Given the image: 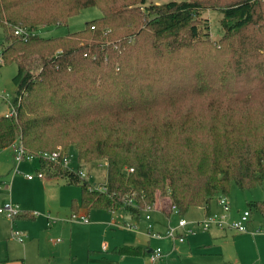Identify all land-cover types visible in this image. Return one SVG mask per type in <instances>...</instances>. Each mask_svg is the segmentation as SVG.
<instances>
[{
	"label": "trees",
	"instance_id": "obj_1",
	"mask_svg": "<svg viewBox=\"0 0 264 264\" xmlns=\"http://www.w3.org/2000/svg\"><path fill=\"white\" fill-rule=\"evenodd\" d=\"M89 6L101 15L83 28L36 33ZM214 6L222 12L217 41L205 31L198 0H0V66L16 65L15 97L21 94L16 116L0 115V150L16 140L27 153L72 145L79 166L105 160L101 188L59 167L49 173L79 185L71 213L119 210L138 220L164 196L157 209L171 220L198 207L209 214L231 182L261 184L264 0ZM247 204L264 215V200Z\"/></svg>",
	"mask_w": 264,
	"mask_h": 264
},
{
	"label": "rangeland",
	"instance_id": "obj_2",
	"mask_svg": "<svg viewBox=\"0 0 264 264\" xmlns=\"http://www.w3.org/2000/svg\"><path fill=\"white\" fill-rule=\"evenodd\" d=\"M165 1L168 0H146V4H160ZM198 1L203 4L200 15L207 25L205 31L212 41H217L223 32L220 25L222 12L214 6L219 0ZM100 15L101 12L96 6H89L69 17L66 23L40 26L36 33L43 37L64 35L83 28L85 22ZM1 45L3 31L0 28ZM16 71L17 67L13 63L0 66V95L7 94L10 99L14 98L16 85L12 77ZM7 111V104L0 96V113ZM67 150L71 155L69 166L74 169L77 167L76 150L72 145ZM105 164L103 159L82 163L80 167L86 173L84 179L94 186L101 187L106 177ZM15 165L13 148L1 149L0 202L11 201L27 214L15 219L16 229L23 232L25 246L23 250L22 244L11 239L7 233L0 237V251L7 247L11 256L25 257V264H125L117 259L120 255L115 254L113 249L120 245L143 246L148 239L145 235L143 211L138 220H132L128 214H123L124 212L119 210L110 212L91 209L88 214L90 220L87 223L66 222L64 219L71 213V200L80 196L79 185L69 182L65 176H45L29 180L25 174L35 172L36 161L25 159L20 161L17 165L18 172L13 173ZM224 196L229 202V210L225 216V222L229 223L244 209L249 208L247 204L249 201L264 200V181L250 188H240L235 182H231L227 196ZM217 197L211 200L209 213L219 216L224 211ZM165 200L164 196H157L153 209L160 208ZM153 209L150 212V220L154 222ZM79 212H82L81 209ZM251 212L253 220L261 222L264 226V216L254 209ZM45 213L57 217L58 221L47 225ZM202 214L203 209L195 212L190 210L184 217L195 222ZM174 217L176 221L177 216ZM0 218L7 219L2 214ZM129 222L136 224V228L132 230L123 226ZM191 226L194 228L193 232L185 235L184 243H175V248L169 239L165 241L149 238L148 247L152 249L159 246L163 254H167L157 264H241L237 262L240 258H237L236 252L244 251L250 257L257 256L256 248L262 251L261 246H264L262 244L264 236L252 238L246 233L237 232L226 226L215 228L212 225L208 230L201 229L196 223ZM57 238L59 240L55 241ZM102 245H105L106 249L102 250ZM143 260L137 264H150L148 257L145 256Z\"/></svg>",
	"mask_w": 264,
	"mask_h": 264
},
{
	"label": "built area",
	"instance_id": "obj_3",
	"mask_svg": "<svg viewBox=\"0 0 264 264\" xmlns=\"http://www.w3.org/2000/svg\"><path fill=\"white\" fill-rule=\"evenodd\" d=\"M15 34H22L26 35L27 33L19 28L14 30ZM1 61V56H0ZM3 101L7 104L8 111L4 113L3 115L8 117H15L16 116V105L19 103L21 94L18 96H14L16 98L14 102V98L10 99V97L5 95H0ZM13 154L14 159L16 161V165L14 169L12 170L13 173L18 172L17 165L22 160H36L40 163L39 168L35 170L34 173H26L25 177L27 179H33L36 178H44L45 176L51 177V173L54 171V167H59L61 169H65L67 171L73 172L77 174L78 176L84 178L86 176V173L81 169V167L77 163L76 168H71L69 166L71 155L68 153V150L63 149L61 146H56L55 149L51 151H39L36 153H27L23 150L21 143L19 140H16L13 144ZM48 169L45 170L43 168ZM129 170H132L131 168ZM50 173V174H49ZM91 184V183H90ZM92 185V184H91ZM95 188H101L92 185ZM218 203L222 206L224 213L217 215L212 214H205L202 218L197 219L195 222L189 221L184 216H178L177 220L174 224H168L167 227L163 232H158L154 229V223L150 220V212L152 211L153 207H145L143 210L144 213V220H145V235L149 238H167L170 239L172 243H178L183 242L185 239V235L190 234L193 232L194 228L191 226L193 223H196L198 227H200L203 230H208L210 226H215L217 228H223L226 226L227 228H231L237 232L243 233L247 232V225L251 218V210L250 208L244 209L241 213L238 214L236 218H234L229 223L225 222V216L226 212L229 210V202L227 200V197L224 195H219L217 197ZM130 203V201H128ZM133 206V204H131ZM155 209V208H154ZM153 209V210H154ZM172 214L177 215V208L175 205L171 206ZM23 213L18 207L17 204L12 203L11 201H5L2 204H0V214L8 218L9 220H13V217ZM34 214V213H32ZM44 218L46 219L47 225H52L53 223H56L58 221V218L55 216H52L49 213L44 214ZM66 222L71 223L72 221H77L79 223H87L89 221V218L85 212H72L70 213L69 217L64 219ZM119 225V224H116ZM127 229H135L136 224L134 223H127L125 225ZM263 231L260 228L255 229L252 233H257ZM11 236L16 239L19 242L23 241V232L14 229L11 227ZM57 238L55 241H58ZM105 245H102V249H105ZM163 257V251L159 246H156L151 249L149 253V261L150 264H157V262L162 259Z\"/></svg>",
	"mask_w": 264,
	"mask_h": 264
},
{
	"label": "crops",
	"instance_id": "obj_4",
	"mask_svg": "<svg viewBox=\"0 0 264 264\" xmlns=\"http://www.w3.org/2000/svg\"><path fill=\"white\" fill-rule=\"evenodd\" d=\"M2 114H4V113L3 112L0 113V115H2ZM11 148H13L12 145L11 146H8V147H6L4 149H7L8 150V149H11ZM31 161H36V160H31ZM39 166H40V163L38 161H36V166L34 167V170H36L37 168H39ZM34 178H36V177H34ZM37 179H39V178H37ZM29 180H31V179H29ZM251 201H255V200H251ZM0 204H2V202H0ZM199 209H201V210L203 209V214L202 215L204 216L205 215V213H204L205 212V209L203 207L202 208H192L191 211L195 212V211H197ZM81 211L82 212H85L84 209H81ZM251 211H252V209H251ZM86 214H87V216L89 218V215H88L89 212H87ZM123 214H125V213H123ZM153 215L155 217L154 222H153L154 223V227H155L154 229H156V230H159V231L160 230H164L167 227L168 224H174L175 223V217L174 216H173V218H171V220L165 218L160 213V211L157 209V207L154 209ZM202 215H200L201 218L203 217ZM251 215H252V212H251ZM262 216H264V215H262ZM132 220H133V218H132ZM189 221H191V220H189ZM262 225L263 224L261 222L253 220V218L251 216L250 221L248 223L247 232H243V233L248 234L252 238H254L256 236H264V229H262V227H264V226H262ZM11 227H13L14 229H16V227H15V219L9 220L8 218L7 219L4 218V220H3V219L0 218V237H1V235H5V234L9 233L11 239H13L16 242L22 244V249L24 250L25 244L23 243V241L22 242H19V241H17L16 239H14L11 236ZM215 228H217V227H215ZM257 228H260L263 231H260V232H257V233H252ZM153 239L165 240L166 241L167 238H153ZM185 241L186 240L184 239L183 242H178V243L182 244ZM149 243H150V241H149V237H148V239H146V242H145V244H143V246H140L139 245V247H141V248H146L147 247L146 248L147 250L144 253H142L141 255H138V256L120 255V256H118L117 259L118 260H121L125 264H134V263L137 264L141 260L144 261L143 258L145 256L149 258V253L151 251V248L148 247L149 246ZM262 244L264 245V243H262ZM131 245L132 246H134V245L137 246V244H131ZM154 247H156V246H154ZM172 247L175 248V243H172ZM256 249H257V256H252V257H250L249 254L248 253H245L244 251H242L240 253L239 252H236V254L238 256V257L237 256L236 257L237 258H240V259H237V262L238 263H241V264H264V246H261L262 251L259 248H256ZM166 255L167 254H163V257H165ZM139 258H142V259H139ZM118 260H115V261H118ZM0 264H25V257L22 258V257H19V256H11L9 254L8 248L6 247L5 250L0 251Z\"/></svg>",
	"mask_w": 264,
	"mask_h": 264
}]
</instances>
